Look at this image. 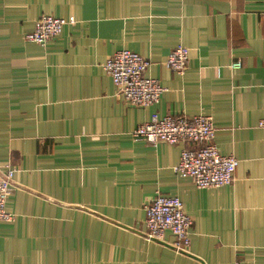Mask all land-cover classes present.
I'll return each mask as SVG.
<instances>
[{
    "label": "crops",
    "instance_id": "1",
    "mask_svg": "<svg viewBox=\"0 0 264 264\" xmlns=\"http://www.w3.org/2000/svg\"><path fill=\"white\" fill-rule=\"evenodd\" d=\"M42 14L75 21L42 46L25 39ZM178 43L182 73L164 62ZM120 48L150 60L158 102L117 92L102 63ZM153 113L210 115L219 151L238 159L232 183L176 174L189 140L134 139ZM5 164L14 218L0 221V264H264V0H0ZM156 192L192 219L184 252L169 230L145 237Z\"/></svg>",
    "mask_w": 264,
    "mask_h": 264
},
{
    "label": "built area",
    "instance_id": "2",
    "mask_svg": "<svg viewBox=\"0 0 264 264\" xmlns=\"http://www.w3.org/2000/svg\"><path fill=\"white\" fill-rule=\"evenodd\" d=\"M74 16H55L42 14L34 23L32 30L26 32L25 39L42 46L61 33L67 23H73ZM189 48L178 43L166 56L165 65L182 73L188 62ZM150 60L128 48H120L102 63L104 71L111 77L117 92L128 102L147 106L158 102L167 90L155 77L145 74ZM240 61L232 67H239ZM134 139H143L152 144L160 140L176 143L189 140L192 147L180 150L179 160L172 166L180 176H188L197 188L220 187L231 184L238 159L232 154L219 151L215 141V126L207 114L159 115L151 117L135 126L131 131ZM16 168L11 164L0 166V221H11L14 213L5 207L7 196L13 188ZM145 223L148 240H161L166 230L173 234L172 247L178 252L187 250L191 238V217L184 211L179 196L156 192L145 207ZM234 264H239L235 261Z\"/></svg>",
    "mask_w": 264,
    "mask_h": 264
}]
</instances>
